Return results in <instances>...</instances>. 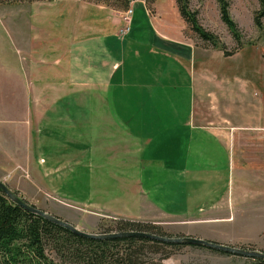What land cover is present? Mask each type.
Wrapping results in <instances>:
<instances>
[{"label":"rangeland","instance_id":"obj_1","mask_svg":"<svg viewBox=\"0 0 264 264\" xmlns=\"http://www.w3.org/2000/svg\"><path fill=\"white\" fill-rule=\"evenodd\" d=\"M142 2L147 4L148 0H132L130 4L135 12L137 23L134 26L137 31H149L151 28L160 39L182 46L177 52L183 59L187 58L185 63L196 76V87L190 93L193 94L194 104L190 128L197 130L195 124L205 125L221 133L224 141L220 143L228 157V165L235 166V178L240 182L239 177H245L257 186L250 192L248 189L243 190L239 183L226 189L221 183L220 191L233 198L227 200L222 197L217 203L207 197L208 193L211 196L213 189L208 191L207 186L196 188L198 183H192V187L189 185L185 190L175 186H172L173 190L165 188V177L158 171L149 174V177H156L155 184H142L139 178L141 173L131 167L136 166L135 158L132 157L135 154L130 152L135 149V142L129 141L113 125L104 134L102 118L109 116V113L97 108L92 117L93 123L96 119L97 122L91 125L93 129L101 130V136L87 138L91 142V154L86 155L83 149L68 152L62 149L64 147L56 148L49 144V148L36 150L33 173L27 165L17 163L12 171L5 169L3 176L0 174V182L25 202L84 233H116L117 230L113 229L117 222H142V214L139 213H144L145 217L157 219L149 224L156 225L168 236L192 237L264 253V201L258 193L261 188L260 176L263 174L261 170H264V123H260L264 122V19L261 28L255 23L260 3L258 0H228L230 16L240 31L239 43L222 21L218 0H191L190 8L198 13L199 23L206 31L218 36L226 47V51H223L199 38L191 25L182 18L176 0H153L147 4L151 18L147 17L144 6H137ZM126 11L91 0L0 4V118L8 117L3 111L4 102H11L12 107L14 104L21 106L31 96L27 94L32 79L27 68L31 65L32 57L39 60L48 48L55 47L59 42L57 37L63 34L67 36L73 30L78 48L82 47V55L89 53L88 49L84 50L87 43L102 37L104 30H108L109 36L115 33L119 38H126L132 27L127 35L123 33L127 23ZM40 39L44 40L43 44L37 41ZM46 54L44 59L47 58L51 63V55ZM80 56L81 53L76 52V63L81 64V68L77 69L92 70L89 63L85 64L83 58L80 60ZM81 99L84 100L83 96ZM92 99L98 98L93 96ZM25 112L23 108L16 109L22 118ZM10 124L16 126L14 117H11ZM1 131L9 132L3 128ZM36 131L31 136L34 142L39 137ZM29 133L27 136L30 137ZM76 142L80 144L78 140ZM197 145L193 140L191 158L185 156L186 149L176 152L177 157H163L162 154L151 156L152 152L147 151L145 157L140 158L166 160L169 166L176 165L175 168L184 165L186 159H192L191 168H196ZM59 151L68 152L62 156L66 162L73 159L72 163L85 162L87 166L91 159L90 167H87L90 173H85L83 166L73 169L66 162H53L61 157H55ZM213 158L216 163L219 161L217 157ZM224 161V157L220 158V163ZM53 164L54 167L60 166L57 173L48 171ZM149 194L153 195L152 201L161 206H157L154 213L142 212L140 206L134 203L140 202V199L133 201V198L136 200L141 197L147 202ZM248 194L251 196L248 197ZM169 195L177 197V200H171L180 204L182 198L188 197L191 204L169 207L164 203L165 197ZM168 210H172L173 214L164 213ZM47 254L56 262H62L51 246H47ZM147 256L160 264H248L245 257L200 246H184L164 260L150 253Z\"/></svg>","mask_w":264,"mask_h":264},{"label":"crops","instance_id":"obj_2","mask_svg":"<svg viewBox=\"0 0 264 264\" xmlns=\"http://www.w3.org/2000/svg\"><path fill=\"white\" fill-rule=\"evenodd\" d=\"M140 5L144 6L147 17L151 18L146 4L142 2L137 6ZM134 15L131 31L126 38H119L115 33L109 36L108 30H104L102 37L94 38L87 43L84 50L88 49L89 53L82 55V47L78 48L73 30L67 36L62 33V36L57 37L59 42L55 47L48 48L39 60L31 58V65L27 68L32 77L27 88V94L31 96L25 101V105L14 104L12 107L11 102L9 104L4 102L3 105L4 114L8 117L0 118L1 176L5 169L12 171L17 163L27 165L33 173L36 150L49 148V144L56 148L64 147L62 149L68 152L83 149L86 155L91 154V142L87 138L101 136V130L93 129L91 125L97 122L96 119L93 123L97 108L105 109L109 113V116L102 118L104 134L110 129L109 126L113 125L129 141L135 142L133 143L135 149L130 152L135 154L132 157L135 158L136 166L131 165V167H135L139 174L141 173L139 178L142 184L144 182L146 185H150L151 182L155 184L156 177L151 175L149 177V174L158 171L165 177L167 182L165 188L173 190L172 186H175L179 190H185L189 185L192 187V183L195 185L198 183L196 188L207 186L208 191L213 189L214 193L212 192L211 196L208 193L207 197L217 203L222 197L227 200L233 198L228 197L229 194L223 193V190L220 191L221 183L224 184L225 189L239 183L243 190L248 189L251 192L257 185L245 177L240 176V182L235 178L233 170L235 166L228 165V157L226 158L224 147L220 143L224 141L222 134L205 125L195 124L197 130L190 128L194 109L193 94L190 93L192 88L196 87V76L186 65L187 58L183 59L177 52L183 47L166 39H160L151 28L149 31L147 29L143 32L137 31L134 26L137 23ZM37 41L43 44L44 40ZM76 52L81 53L80 60L83 58L85 64L89 63L92 70L77 69V67L81 68V64L76 63ZM45 54L51 55V63L47 58L44 59ZM80 94L84 100L81 99ZM93 96L98 99H92ZM18 107L25 109L28 115L25 112L22 118L20 115L22 112L16 113ZM11 117L16 119V126H10ZM2 128L9 132H2ZM35 129L39 137L34 142L31 136ZM28 133L31 138L27 136ZM77 140L80 144L76 142ZM193 140L196 145L199 144L196 146L198 150L196 168H191L192 159H186L184 165L175 168L176 165L169 166L166 160L156 161L150 158V161L149 158H140V156L145 157L147 151L152 152L151 156L162 154L163 157H177L176 152L184 149L187 151L185 156L191 158ZM161 143L162 147H160ZM142 144L145 146L143 147ZM68 152H56L55 157L60 155L61 157L53 162L65 163L66 159L62 156ZM213 157H217L219 161L216 163ZM222 157L225 158L224 163H220ZM71 160L73 159H69L66 163L72 165L73 169L83 166L84 172L90 173L87 167L91 159L88 160L87 166L85 162L79 164V161L72 163ZM52 166L54 167V164ZM53 167L48 169L49 173L59 171L60 166ZM261 173H263L260 176L261 188L259 187L258 193L264 201V170H261ZM73 178L80 181L76 176ZM148 196L147 202L141 197L136 200L133 198V201L140 199V202L134 203L140 206L142 212L154 213L156 207L161 206L152 201L153 195ZM249 196L251 195L248 194ZM171 199L177 200V197L169 195L165 197L164 203L170 205L169 207L180 204ZM182 199L180 205L191 204L188 202V197ZM171 212L173 211L168 210L164 213L170 215L173 214ZM139 214H142V222L154 223L157 220L145 217L144 213Z\"/></svg>","mask_w":264,"mask_h":264},{"label":"trees","instance_id":"obj_3","mask_svg":"<svg viewBox=\"0 0 264 264\" xmlns=\"http://www.w3.org/2000/svg\"><path fill=\"white\" fill-rule=\"evenodd\" d=\"M41 1L55 0H0V4ZM91 1L105 3L121 11L129 9L132 2V0ZM258 1L260 10L255 15V23L258 28H261V21L264 19V0ZM152 2L153 0H148L147 4ZM218 2L223 23L239 42L240 31L230 16L228 0H218ZM176 3L182 18L191 25L202 41L226 51L225 45L221 44L218 36L206 31L199 23L198 13L190 8L191 0H176ZM113 230H117V234L140 232L159 237H171L156 225L144 222L119 221ZM47 246H51L62 262H56L48 256ZM183 247L139 237L105 240L84 238L27 212L11 202L0 189V264H160L156 259L148 258L147 254L158 255L161 257L160 260H164L172 257L173 252ZM247 261L248 264H264L262 259L247 258Z\"/></svg>","mask_w":264,"mask_h":264},{"label":"water","instance_id":"obj_4","mask_svg":"<svg viewBox=\"0 0 264 264\" xmlns=\"http://www.w3.org/2000/svg\"><path fill=\"white\" fill-rule=\"evenodd\" d=\"M0 189L13 203L22 207L27 212L32 213L34 215H38L46 219L47 221H50L51 223L56 224L60 227H63L67 229L68 231L72 232L73 234L84 237V238L105 240V239H119V238L140 236L143 238H149L151 240L159 241V242H162L164 244H169V245L178 244V245H184V246H200V247H205V248L219 251V252L242 256V257L249 258V259L264 260L263 252L251 251V250H246L243 248H236L232 246H224V245H220V244H216V243H212V242H208V241H204V240L196 239L192 237L162 238V237L154 236L150 234L118 233V234H109V235H95V234L84 233L83 231L78 230L76 227H74L73 225L67 222L61 221L58 218H55L54 216L37 209L36 207L25 204L23 200H20V198L16 196L11 190H9L7 186L3 184L2 182H0Z\"/></svg>","mask_w":264,"mask_h":264},{"label":"built area","instance_id":"obj_5","mask_svg":"<svg viewBox=\"0 0 264 264\" xmlns=\"http://www.w3.org/2000/svg\"><path fill=\"white\" fill-rule=\"evenodd\" d=\"M133 14H134V10L132 7L128 11L125 12L127 23H126V28L123 30L124 34H127L130 30Z\"/></svg>","mask_w":264,"mask_h":264},{"label":"bare ground","instance_id":"obj_6","mask_svg":"<svg viewBox=\"0 0 264 264\" xmlns=\"http://www.w3.org/2000/svg\"><path fill=\"white\" fill-rule=\"evenodd\" d=\"M132 7V6H131ZM130 7V8H131ZM134 15V14H133ZM133 19V18H132ZM130 31V30H129ZM129 33V32H128ZM127 33V34H128ZM126 34V35H127ZM4 184V183H3ZM7 188L9 189V187L7 186ZM10 190V189H9ZM12 191V190H11ZM13 192V191H12ZM14 193V192H13ZM15 194V193H14ZM16 195V194H15ZM16 196H18V195H16ZM19 197V196H18ZM8 198V197H7ZM20 198V197H19ZM9 199V198H8ZM10 200V199H9ZM20 200H23V199H21L20 198ZM11 201V200H10ZM12 202V201H11ZM23 202L25 203V204H28V205H30L29 203H27V202H25V200H23ZM30 206H32V205H30ZM34 207V206H33ZM53 216V215H52ZM55 217V216H54ZM42 218V217H41ZM55 218H57V217H55ZM59 219V218H58ZM46 220V219H45ZM59 220H61V219H59ZM61 221H63V220H61ZM50 222V221H49ZM65 222V221H64ZM51 223V222H50ZM68 223V222H67ZM75 227V226H74ZM79 230V229H78ZM129 233V232H128ZM131 233H134V234H145V233H140V232H131ZM112 234H117V233H112ZM107 235V234H106ZM151 235V234H150ZM133 237H139V238H143V237H140V236H133ZM162 238H177V237H162ZM178 245V244H177ZM181 246H184V245H181Z\"/></svg>","mask_w":264,"mask_h":264}]
</instances>
